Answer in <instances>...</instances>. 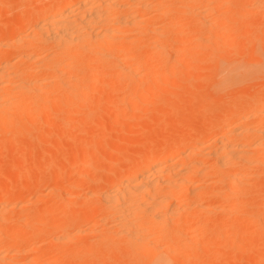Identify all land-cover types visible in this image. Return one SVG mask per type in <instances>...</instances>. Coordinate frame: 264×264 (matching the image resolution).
<instances>
[{"label":"bare ground","instance_id":"bare-ground-1","mask_svg":"<svg viewBox=\"0 0 264 264\" xmlns=\"http://www.w3.org/2000/svg\"><path fill=\"white\" fill-rule=\"evenodd\" d=\"M234 5H238L237 19L244 17V13L249 8L261 10L264 15V0L243 2L238 0H61L41 4L40 8L29 13L33 15L29 16L27 22H20L17 25H30L31 34L15 31V28L9 26L0 27V134L8 132V129H15L16 132L22 130L25 121L34 125L40 117L45 120L52 114L51 110H59L66 103L69 104L67 109L71 111L83 103L90 91L107 90V87L111 89L112 85L100 80V76L105 71H112L115 79H124L122 91L125 95L129 92L135 94L134 91L138 92L141 89L142 92L138 93H143L142 96L140 95L143 99L150 93L151 89L149 93L147 89L152 86L161 92L163 88L158 82L163 80L159 79L162 70L166 73L164 77L168 76L173 80L171 82H174L183 71L182 67L179 69L178 63L181 64L183 63L181 61L188 58L190 60V57L196 58L198 48L209 47L208 54L214 57L236 44V37L232 36L235 40L226 36L222 38L223 34L217 31L227 27L230 21L227 22V18L231 15L230 9ZM172 24H194L196 36L185 34L176 37L171 29ZM216 26L218 28L214 31ZM256 30L257 28L254 31ZM204 32L208 33L204 36L202 34ZM255 34L254 38L252 34L247 35L252 38H249L248 42L247 39L240 40L244 49L241 48L242 55L240 51L238 52L240 55L237 54L236 57H230V54L223 59L220 57L222 55L216 56L222 61H216L215 66L209 64L210 67H214L212 70L208 69L210 73L201 74L202 70L201 73L198 70L194 71L196 67H184L186 69L184 74L192 79L194 85L195 82L200 84L203 80H208L209 78L206 77L208 74L211 75L210 78L213 76V80L210 81L212 90H208L209 93L204 96L206 98V95H210V99L214 98L217 101L214 102L213 99L210 102L209 96L206 99L208 102L199 100L204 97L199 99L195 97L198 100L195 102L197 105L194 104L196 110L201 108V104L206 103L204 109L207 110V106L208 108L210 106L209 109L215 108L211 107L213 105L223 110L222 113L217 115L211 112L210 125V122L206 123L209 118V115L205 117L206 111L203 116L205 124L201 122V127L192 130V134L189 132L191 135L185 134L187 136L185 139L184 134L181 135L183 141L180 137L178 142H173V151L164 154L158 150L153 154L146 148L135 164L126 168L121 166L123 170L114 179L107 181L105 190L99 194L95 193L97 195L91 193L95 195L97 204L86 210L87 217L101 213L104 223H99V228L95 227L98 226L96 223L95 226L90 224L88 227H82L85 218L81 216V210L77 205V210L70 209L72 205L69 204L73 202V196L70 199L68 193L71 192H66L63 196L59 193L61 194L59 198H50L49 201L46 200L44 193L35 192V199L31 202L27 196L26 200H23L24 197L22 199L20 188L2 191L0 193V264H41L39 247L33 243L41 237L37 235L39 232L46 231L49 232L45 233L46 238L42 237L51 238L52 247L48 248L52 257L49 252L47 255L50 254L53 260L50 258L49 260L54 264L64 260L62 258L63 260L58 259L61 262L54 261L55 257L66 252L72 241H78L79 248L71 246L74 249L73 254L77 257L73 258L72 255L70 258L76 260L80 254L77 259L79 262L83 253L86 254L82 242L90 237L96 239L95 242L105 240L108 244L115 239L123 241L127 252L131 253L129 264H211L218 254L217 249L210 248L212 250L206 252L207 248L199 244L198 238L211 227L218 238L225 236L226 243L233 246L234 240L230 237L231 234L235 236L238 233L235 224L245 218L248 220L249 229L264 237V194L260 198L262 205L259 203L260 207L257 205V209L255 208L256 210L250 215L239 211V206L247 204L246 199L243 200L246 194L241 192L242 189L255 183L252 182L253 179L256 181L255 184L258 180H264V83L263 88L260 86L262 90L259 88L253 94L250 92L247 94L249 88H245L243 97L246 100L243 104L239 105L236 102L238 99L235 101L232 100L233 98L230 102L228 100L227 104L220 102L225 92L228 91L229 94L234 88L242 85L245 87L264 76V66L260 63L264 54H262L264 39L259 35L260 31ZM192 41L194 45L188 48V42L192 44ZM136 50L138 51L133 55H128ZM170 55L175 56L174 60H171ZM245 55L248 58H245ZM190 69L198 74L195 75ZM86 74L89 76L86 77ZM199 74L197 81L195 78ZM192 75H195V78ZM200 77H203V80ZM193 78L196 81H193ZM192 82L185 87L188 93H191L188 89H192ZM128 97L120 98L123 108L129 107L136 100ZM175 97L178 98L176 95ZM146 99L148 98L143 100L147 102ZM174 102L178 103L177 100ZM174 102L172 104L176 107ZM53 105H55L53 109H50ZM170 106L169 109L174 107ZM132 110L137 109L132 108ZM123 113L124 111L117 112L115 117L118 115L125 117L126 114ZM62 116L61 118L66 121L64 124H67L69 121L65 118V113ZM197 129L198 131L195 132ZM183 142H186V145ZM214 142L213 148L207 151ZM89 152L84 150L81 153L85 158L90 154ZM175 156L182 157L184 161L179 163L180 165L171 164ZM91 166H93L91 163L82 162L73 168ZM29 172L27 171V175ZM17 174L19 176V173ZM58 177L53 181L48 180V184L45 185V188H49V193L56 192V183L60 180ZM80 185L78 183L76 188ZM245 189L244 192H248ZM211 199L213 201L210 202ZM41 200L47 201L42 209L36 210V206V209L29 206ZM35 213L40 215L41 219L38 222L27 221V217L30 218ZM217 214L222 215L223 219L220 217L222 221L215 224L216 226L211 225L214 218H219L215 217ZM8 223H17L20 227H10ZM179 223L182 224L180 227ZM64 226H67L65 231L62 228ZM35 235L39 237L37 240L33 241L36 238L33 237V242L31 239L30 243L25 241L26 238ZM83 236L88 237L83 239ZM21 252L26 253L25 257L20 260L14 257ZM200 252L202 254L206 252L208 257L199 259ZM227 253L225 251V256ZM258 253L262 258L263 253L260 251ZM86 256L82 259L86 260ZM106 257L104 259H107ZM67 258L66 261L71 263L72 260ZM66 261H63L64 264Z\"/></svg>","mask_w":264,"mask_h":264},{"label":"rangeland","instance_id":"rangeland-1","mask_svg":"<svg viewBox=\"0 0 264 264\" xmlns=\"http://www.w3.org/2000/svg\"><path fill=\"white\" fill-rule=\"evenodd\" d=\"M59 1L61 0H0V27L9 26L11 28H15V31H20L22 33L31 34L32 27L30 25L17 26L18 23L27 22L26 20L28 18L30 19L29 16L33 15V14L29 15V13L31 12L33 13L34 11H36L38 8L41 7V4H44V3L46 4L49 2H59ZM238 1L243 2L244 0L243 1L238 0ZM237 8H238V5L237 6L234 5L233 8L230 9V11L232 10V12L229 18H227V22L230 20L229 21L230 24L227 23V27L222 28V29L220 28L217 30L219 33L223 34L222 38L226 36L232 39V36H234L237 39L236 40L237 42L235 45H232L229 48H226L220 54L219 53L216 54V56L222 55L220 56L222 59L224 56L228 57L229 54H230V57H236V55L240 53L242 45H243V43L240 40L247 39L246 42H248L249 38L252 39L251 36L248 37L247 35L252 34V37L254 38L253 35L257 33L258 31H260L261 34L259 35H261L262 36L261 38L264 39V24H262L264 23V15L262 13L263 11L253 10V8H249L248 11L244 13V17H241L242 19L241 18L237 19L238 18ZM214 15H213V18L215 17ZM233 18L235 20H233ZM194 28H195L194 24L193 25L192 24H189V25L188 24H178V25L172 24L171 29L176 34V37H178L180 35H185V34L192 35V36L195 35L197 32H195ZM217 28H218L217 26L216 28L214 27V31H216ZM256 28L258 30V31L256 30L257 32L254 31ZM207 33L208 32H204L202 34H204L205 36ZM232 40H235V38H233ZM187 45H188L187 46L188 48L192 47L194 45L193 41H192V44L188 42ZM138 50L130 52L128 55H133L134 52H137ZM243 50L240 53L241 55H242ZM208 53H209V47H201L197 49V55L195 54L196 58L191 59L190 57V60L188 58L187 60L181 61L183 63L181 64L178 63L179 69L182 67L183 71L181 72L183 75L182 74L180 76L177 75V77L179 76L178 79L174 77L176 79L175 80L176 82L175 81L171 82L172 79L169 78L168 76L164 77L166 73L164 70H162L164 74L161 72L162 77L160 76L159 79L161 78L163 80H160L162 82L159 81L158 83H160L159 86L163 89H161V92H158L160 90H157V88L155 90L154 88L155 86H152L153 88L147 87L148 93H149V89H151L149 93L150 95L149 94L146 95L147 91L144 93V95L147 96V97L145 96L144 98H148L146 99L147 102L143 100L144 98L141 99V96L143 93L142 94L138 93L141 91V89H139L138 92L134 91L135 94H133V92H129L131 95L129 93L125 95L124 92L122 91V86L125 83L124 79H121V78L115 79L114 73L112 71H107V72L105 71L107 75L105 74V72L102 73V75L100 76V80L102 82H106V84L108 83L109 85H112L113 87L111 89H108L107 87L106 88L107 90H102V91L98 90V91H93V92L90 91L87 98L83 101V103H81L80 106L78 105V107H75L73 108V110L69 111L67 109L69 107L67 105L69 104L66 103V105H64L61 109L59 110L57 109L56 110L57 112L51 110L52 114L47 119L44 120V118L42 119V117L38 118L37 122L34 125H30L26 121L23 122L22 130L23 132L26 131L24 134H22L23 133L22 130H19L20 132L19 131L16 132L15 129H12V130L8 129L9 133L6 130L5 131L7 133L2 132V134H0V149H1L0 150V193H2V191L5 192L8 190H14L16 188H20L21 193H22L21 195L22 199L24 197L23 200H26V196H27V198L30 199L32 202L35 199L34 195H36L37 192L44 193L47 197L46 200L50 198L53 199L56 197L59 198L61 194L63 196L64 193L71 192L72 194L68 193L69 197L73 196V199L72 197L70 198L73 201L71 202L72 204L71 203L69 204L70 206L72 205L70 209L72 211L77 210V206H78V209L81 210L80 211L81 216L83 215L85 218L84 219L85 221L82 224L83 226L82 225L81 226L88 227L90 224L93 226L98 224V226H95V227L99 228V225L104 223V218H102V214L98 212L96 215L90 216L91 217L90 218V217H87L86 210L90 209L91 207L97 204L95 195L99 194L100 192L106 189L107 181L114 179L119 174V172L123 170L121 169V166L123 168H126L128 166H131V164H135L138 161L139 156L146 150V148H147V151L149 150V153L155 154L156 152H158V150H161L162 152H164V154H168L169 152L174 150L173 142L174 143L178 142L181 135L183 136L184 134L183 138L185 139V137H187L185 136V134L188 135L189 132H191L192 130L196 128H200L201 127L200 125L202 123L205 124L204 122L205 120L203 119V116L206 111L207 112L205 114V117L209 115V118L212 115L210 114L211 112L217 113V115L218 113L220 114V112L222 113L223 110H220L218 107L216 108V106H213V105H211V107H215V108L209 109L210 106L209 108L207 106V110L204 109V107L206 106L205 105L206 103L203 104L204 106L201 104V108L198 107L199 108V109L197 108L198 110H196L194 106V104L197 105V103H195L196 101H198L196 100V98L199 99V97H202V98L204 97V99H199L200 101H203V102L204 101L208 102L206 101L208 96H209L208 99H210L211 97L210 95H206L207 96L206 98L204 95L209 93L208 90L209 91L212 90V88H210V83L212 85V82L210 81L213 80V76L212 78H210L211 76L210 74H208V76L205 75L210 80L209 79L203 80V77H200L202 78L201 80H203V82H201L200 80L201 82L200 84L199 82L197 83L195 82V85H194V82L191 81L192 79L186 76L187 75L186 73H185L186 75L184 74V72L186 71L185 68H191V67H196L197 69L192 68V69H196L194 70L196 72L197 70L199 72L202 70V73L200 72L201 74H203V72L210 73L208 69L212 70L213 66L210 67L209 64L215 66L216 61H219L221 59L220 58L218 59V57L216 56L213 57L212 55ZM263 53L264 51L262 52V54ZM170 56L172 57L171 60H174L175 56L174 55H170ZM215 58H217V60ZM245 58H248L247 55H245ZM260 63L264 66V54L262 55L260 59ZM205 70L207 71L205 72ZM190 71L192 70L190 69ZM193 73L195 75L198 74L195 72ZM87 76L89 75L86 74V77ZM102 76L104 79L102 78ZM199 76L200 74L196 76L197 78L195 77L194 78L198 81ZM262 78L263 80L261 81ZM262 78L257 79L256 81L250 83V85H246L245 87H243V85L236 87L229 94L227 93L228 91L225 92L224 93L225 95L223 94L224 96H222L223 100L222 98L221 100L219 99L220 102L221 101L224 103L226 102L227 104L228 100L230 102V100L233 98L232 100L235 99V101L236 99H238L236 102L239 105L243 104V101L245 102L246 100V98L243 97V94H245L244 89L249 88V91L247 94H250V93L253 94V92L255 93V91H257L259 88L260 90H262L263 88L262 85L264 83V76ZM195 79L193 81H196ZM163 81L170 82L172 85H174L175 83L174 85L175 89H173L174 87L172 88L171 84L164 83ZM191 82L193 83L191 85L192 89H188V91H190L191 93H188L185 87L188 86V84H190ZM163 84L166 86L164 87ZM160 87L158 89H160ZM208 87L210 89H207ZM153 89L154 91H152ZM155 92H158V93L155 94ZM175 95L178 96V98H176ZM123 96H129L128 98L130 99L136 98L137 101L135 100L132 102L133 100L132 99L131 105H129V107L127 106L126 108H123L124 106L120 104V98H122ZM139 96L142 101L138 99ZM233 96H235L236 98ZM242 98L243 100H241ZM213 99L214 98L210 99V102ZM173 100L174 101L177 100L178 103L177 102L175 103ZM216 101L217 100L214 99V102ZM172 102L175 103L176 107L174 106V104H172ZM137 104H139L140 106ZM136 105L138 106V108L136 107ZM168 105L169 106L173 105L174 107L169 109ZM54 106L55 105L50 106V109L51 108L53 109ZM167 106H168V109H167ZM132 108L133 109L135 108L137 110L133 111ZM67 110L69 111L68 112L69 115L66 114ZM123 111H124L123 114H126L125 117L124 116L122 117L121 115H118V117H115V114H117V112L120 113ZM64 113H65V118H67V120L69 121L67 124H64L65 119L63 118L64 119L63 120L61 118L62 115L64 116ZM112 118H115V119L113 120ZM209 118H207L206 123L210 122V125H211L212 119L210 118L211 120L210 121ZM175 120H178V121H175ZM24 123L26 125H24ZM50 124L52 127L50 126ZM197 131L198 129L195 130V132ZM192 133L193 132H191V134ZM181 140H182V137H181ZM183 143H185L186 145V142H183ZM214 145H215V142L214 144L212 143V145H210L207 148V151L211 150ZM84 150H88V152L90 151L89 152L90 154L87 155L88 157L86 156L84 158V155L81 153ZM175 157L171 161V164L173 165H176V164L180 165L179 163L184 161L183 158L180 156H177L176 158ZM125 159L126 161H122ZM82 162L91 163L93 166L88 167V168L81 167L80 169L73 168V167L79 166ZM142 166H144V164H142ZM166 166H169V164H166ZM17 167H19L18 170H16ZM140 168L142 167L140 166ZM26 170L28 172L30 171L28 173L30 176L27 175ZM14 171L15 173L17 171V173H19V176L17 173L15 174ZM58 176L60 177V180L59 182L57 181L56 183V186H57L55 189L56 192L49 193V188L48 189L45 188V185L48 184V180L53 181ZM253 181L256 183L254 179L252 180V182ZM78 183L81 185L79 188H76ZM255 183L248 185L250 187L246 189H245L246 186L242 189L241 192L246 194L243 200L246 199L245 201H247V204L239 206L240 212L250 215L251 212L253 210H256L257 207L260 205L259 203H261L262 205V201H260L261 200L260 198L264 194V180H258L257 181L258 186ZM244 189L247 190L248 192L246 191L244 192ZM91 193H94V194L97 193V194L94 195ZM247 193L249 195H247ZM91 196H94V198ZM31 197L33 198L31 199ZM46 200H41L40 202L36 204H30L29 206L34 209L37 208L36 210L40 208L42 209L43 206L47 202ZM209 201L211 202L213 200L211 199ZM31 202H28V204ZM79 202H80V205H79ZM15 212L17 213V210H15ZM217 215H215V217L217 218L219 217V218L218 219L214 218V220H212L211 225H215L218 222L222 221L223 219L222 215L221 214L220 215L217 214ZM31 217H30L31 219L27 217L28 218L27 221L31 220L33 222H38L41 219V216L36 215V213L33 214ZM101 218L103 221L101 220ZM31 221L29 223H31ZM8 225L10 227L13 226L14 228L20 227V225H18L17 223H8ZM181 225H182L181 223L178 224L179 227ZM248 225L249 223H248L247 218L239 220L235 224V228L238 230V233L235 236L231 234L230 238L234 240L233 246H230L228 245V243H226L227 241H226L225 236L218 238L214 229L211 227L208 228V231L206 233H204L201 237L198 238L199 239L198 241L200 242L199 244H203V246L207 248L206 252L212 250L210 248L217 249L218 254L214 258L211 264H238V263L239 264H264V260H263L264 258L263 256L264 237L260 236V234L258 233L256 234V232L249 229ZM62 228H63V231H65V228H67V226H64ZM46 232H39L37 235L39 237L41 236L40 238L38 236L36 237L35 235V236H32V238L31 237L26 238L25 241L27 243H30L33 240V237H36L33 241L39 238L36 241L37 243L34 242L33 245L39 247L37 248L39 249L38 253L40 254V259H39L40 263L45 264L46 262V264L48 263L50 264L52 262L54 264L53 261H50V260H53L51 258L52 254L50 250L51 249L50 247H52V245H50L51 238L45 239ZM42 236H44L45 238ZM86 237L83 236L82 238L85 239ZM90 239L91 237L86 238L82 242L84 244L83 245L84 251H86V254L85 252L83 253L82 258H84L88 254V256H86V260L80 258L82 262L81 260L78 262L77 259H79L80 254L78 255L79 257L76 258V260L70 258V256L72 257V255H73V258L74 256H76L75 254H73L74 249L71 248V246H73L74 248H79L78 247L79 242L76 241L78 243L75 245L76 242L72 241L69 247H67V250L65 253H62L60 256L55 257V260H54L55 263L56 261H58V259L61 260L63 258L64 260L63 259L62 260L66 261L65 258L69 257L72 261L71 263L70 261L69 262L66 261V264H69V263L70 264H75V263L84 264L85 261H86L85 264H93V263L94 264H104V263L105 264H125V263L129 264L128 259L131 257V253L127 252L128 250L126 249L125 245L122 243L123 241L119 239H115L112 242L111 240L110 241L111 245H110L105 240L104 241L100 240V242L96 241V242H99V243H96L95 242L96 239L92 238L91 241ZM257 240H259V243H257ZM104 242L107 243L106 245L108 247L105 245ZM246 244L250 247H248ZM249 244H252V245H249ZM100 248L102 250H98ZM107 248L108 249L110 248V249L108 250ZM227 248L229 249L230 252L228 251ZM259 248L260 249L262 248V249L260 250ZM223 249H225L226 253L228 251L227 256H225L226 254H225V251H223ZM258 249L260 253H263L262 258H260L261 254L258 253L259 251L256 252ZM101 251H105V252H101ZM48 252L51 255L50 254L47 255ZM206 252L205 254L204 252L203 254L200 252L201 256L199 259L203 260V258L204 259L207 258L208 255ZM255 253H258V254L256 255ZM17 254L14 255V257L19 258L18 260H20V258L25 257L26 253L21 252L18 255ZM104 255L107 256V257L105 256L107 259H104L105 258ZM202 255H205L206 257L205 256L203 257ZM257 256L258 258H256ZM45 258H48V259L46 260ZM250 259H252L253 263H251L252 261ZM60 260L58 262H61ZM63 261L61 262L62 264L65 263ZM61 263H58V264H61Z\"/></svg>","mask_w":264,"mask_h":264}]
</instances>
